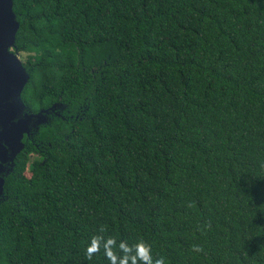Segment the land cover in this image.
I'll return each mask as SVG.
<instances>
[{
	"label": "trees",
	"instance_id": "1",
	"mask_svg": "<svg viewBox=\"0 0 264 264\" xmlns=\"http://www.w3.org/2000/svg\"><path fill=\"white\" fill-rule=\"evenodd\" d=\"M32 112L0 264H264V0H13Z\"/></svg>",
	"mask_w": 264,
	"mask_h": 264
},
{
	"label": "water",
	"instance_id": "2",
	"mask_svg": "<svg viewBox=\"0 0 264 264\" xmlns=\"http://www.w3.org/2000/svg\"><path fill=\"white\" fill-rule=\"evenodd\" d=\"M19 22L13 11V0H0V200L5 178L14 171L15 158L24 150L26 140H33L39 127L55 117L63 118L66 105L55 101L32 112L22 101L21 93L30 79L15 48Z\"/></svg>",
	"mask_w": 264,
	"mask_h": 264
},
{
	"label": "clouds",
	"instance_id": "3",
	"mask_svg": "<svg viewBox=\"0 0 264 264\" xmlns=\"http://www.w3.org/2000/svg\"><path fill=\"white\" fill-rule=\"evenodd\" d=\"M142 264H153L151 256L148 254V251H144V255L142 257ZM156 264H161L160 261H156Z\"/></svg>",
	"mask_w": 264,
	"mask_h": 264
},
{
	"label": "rangeland",
	"instance_id": "4",
	"mask_svg": "<svg viewBox=\"0 0 264 264\" xmlns=\"http://www.w3.org/2000/svg\"><path fill=\"white\" fill-rule=\"evenodd\" d=\"M25 54H23V53H20V56H19V58H20V60H23L24 59V56Z\"/></svg>",
	"mask_w": 264,
	"mask_h": 264
},
{
	"label": "flooded vegetation",
	"instance_id": "5",
	"mask_svg": "<svg viewBox=\"0 0 264 264\" xmlns=\"http://www.w3.org/2000/svg\"><path fill=\"white\" fill-rule=\"evenodd\" d=\"M10 51H14V52H15L14 49H11ZM26 139H27V137H26V135H24V137H23V141L26 142Z\"/></svg>",
	"mask_w": 264,
	"mask_h": 264
}]
</instances>
